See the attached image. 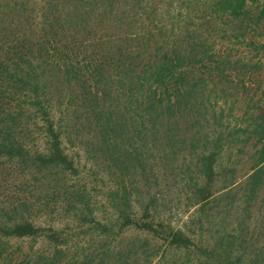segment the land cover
I'll list each match as a JSON object with an SVG mask.
<instances>
[{
	"label": "trees",
	"instance_id": "trees-1",
	"mask_svg": "<svg viewBox=\"0 0 264 264\" xmlns=\"http://www.w3.org/2000/svg\"><path fill=\"white\" fill-rule=\"evenodd\" d=\"M33 1L0 0V264H264V0ZM95 15L111 52L71 58ZM62 85L114 181L93 200ZM161 177L195 207L180 225Z\"/></svg>",
	"mask_w": 264,
	"mask_h": 264
},
{
	"label": "rangeland",
	"instance_id": "rangeland-1",
	"mask_svg": "<svg viewBox=\"0 0 264 264\" xmlns=\"http://www.w3.org/2000/svg\"><path fill=\"white\" fill-rule=\"evenodd\" d=\"M30 8L31 10H38L40 7L35 5V1L29 0V9ZM133 12L134 10L132 11V13ZM99 17L100 15H95L93 19L92 16L91 20L93 23L91 24V28L88 29L89 31H81L78 34L70 31L69 36H71L72 39L76 38L77 40H75V44L72 43L66 49L71 58H75L77 56V59H81V57L85 55L93 56V54H101L105 51L111 52L112 48H109V41L113 38V36H116L118 34V29L116 28V25L114 23L109 24L108 22H111V20L115 16L111 18L110 16H105L103 20H100ZM123 28L126 27H122V30L120 32H123ZM128 28L130 31L132 30L131 27ZM122 37H124V35H122ZM99 41L101 42L102 46L100 45ZM69 88L70 87H68L67 85H62L59 87L62 100L60 107L61 110H64L65 108L68 114L67 133H69V140L67 139L64 141V146L66 148V152L70 153V155L74 157L76 164L79 165V167L84 171V174H90L86 175V178L83 179V183L87 185V188L91 193L93 200V195H99L103 190V185L108 184L107 186H110L114 181L113 179L109 181L105 179L107 171L106 163H104L102 158L99 157V154L93 152V137H91L92 133H90L91 130L90 128H88V123L86 121L87 113L84 110L83 100L80 98V96L78 97V90H76V88H73L72 92H70ZM245 159L246 157H244V161L239 164V167L236 171L237 175L244 173V171L248 168L249 161H245ZM186 160H184L183 162L185 164V166H183L182 168L183 171H185L187 168L188 161ZM181 161L182 160L180 159L179 164L181 163ZM93 172L98 175L97 177H99L97 181L93 178ZM180 173V170L174 167V173L172 175L168 174L169 182L173 180L176 174H179L180 177ZM179 177H177L175 183L179 182ZM163 181V177L158 178L159 186L157 187V191H160L161 199L163 200L166 209L170 210L169 214L173 220V223L176 225H180L188 218L195 207L189 208L188 200L185 198V195H182L180 193V189L177 187V185H172V183H169L168 181L167 183ZM10 191H12L11 188H6L5 186H3V184L0 183V199H9L8 195ZM49 220L50 217H45L44 222H48ZM88 239L89 237L87 236L80 237L78 245L88 246ZM27 246V242L21 244V247L24 250L27 248Z\"/></svg>",
	"mask_w": 264,
	"mask_h": 264
}]
</instances>
